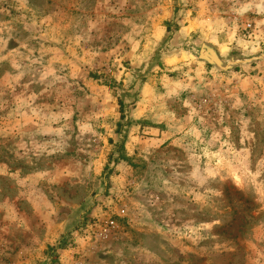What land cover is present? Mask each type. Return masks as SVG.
I'll use <instances>...</instances> for the list:
<instances>
[{"label":"rangeland","instance_id":"374dc122","mask_svg":"<svg viewBox=\"0 0 264 264\" xmlns=\"http://www.w3.org/2000/svg\"><path fill=\"white\" fill-rule=\"evenodd\" d=\"M0 264H264V0H0Z\"/></svg>","mask_w":264,"mask_h":264},{"label":"built area","instance_id":"2783aa9c","mask_svg":"<svg viewBox=\"0 0 264 264\" xmlns=\"http://www.w3.org/2000/svg\"><path fill=\"white\" fill-rule=\"evenodd\" d=\"M108 224H109V226H113V222H112V221H111V222H109Z\"/></svg>","mask_w":264,"mask_h":264}]
</instances>
